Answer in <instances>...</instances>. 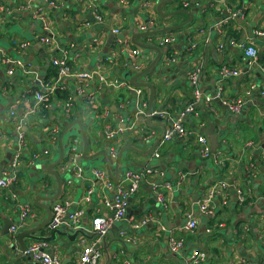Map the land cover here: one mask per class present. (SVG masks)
Segmentation results:
<instances>
[{"label":"crops","instance_id":"1","mask_svg":"<svg viewBox=\"0 0 264 264\" xmlns=\"http://www.w3.org/2000/svg\"><path fill=\"white\" fill-rule=\"evenodd\" d=\"M52 1L54 6L47 0H0V48L30 71L0 55V176L16 152L21 160L17 182L0 189V264H46L27 254L36 243L54 259L50 264H77L89 246L100 252L97 264H190L194 253L202 255L201 264H264V36L257 34L264 32V0ZM146 32L155 34L141 35ZM169 36L171 43L159 44ZM245 43L255 46V59L240 48ZM62 55L78 73L98 69L104 79L127 85L112 87L97 77L57 79L51 59ZM152 62L136 81L154 87L152 106L166 121L164 129L146 123L148 88L128 82ZM222 67L238 74L223 75ZM44 86L52 91L22 121L25 142L19 149L9 113L21 118L33 110L34 95ZM237 100L243 104L233 112L229 105ZM177 121L185 133L164 139ZM210 124L215 147L206 133ZM61 135L65 155L56 171L62 192L47 201L57 185L46 167L58 156ZM199 136L208 142V158L199 153ZM43 150L49 154L30 161ZM219 181L225 187L206 203ZM119 192L126 195L124 217L100 237L95 219L114 216ZM37 196L44 198L38 205L49 204L51 211L56 202L63 206L58 227L42 226L46 211L35 205ZM26 206L31 214L20 225ZM74 213L80 214L72 224ZM189 219L196 221L192 230L185 228ZM5 222L12 224L3 234ZM55 230L60 233L50 241L24 239L20 251L17 233L51 237ZM172 238L181 241L177 251Z\"/></svg>","mask_w":264,"mask_h":264},{"label":"built area","instance_id":"2","mask_svg":"<svg viewBox=\"0 0 264 264\" xmlns=\"http://www.w3.org/2000/svg\"><path fill=\"white\" fill-rule=\"evenodd\" d=\"M47 2L52 6L55 5V3L52 0H47ZM123 2H125V1L123 0ZM6 12H8V10H6ZM36 15H37V17H39L40 13L36 12ZM227 21L229 22V20H226L222 23H227ZM140 30L141 31L145 30V27L143 25H141ZM257 34L264 36V32H258ZM39 39L42 42H49V40H50V38H47L45 36H40ZM173 40L174 39L172 36L165 37L159 41V44L165 45L167 43H171ZM18 46L25 48L27 46V44L26 43H20ZM240 48L245 53L246 57H248L249 59H255V57L257 55V50H256L254 45L249 44V43H245V44H241ZM133 53H136V51H133ZM3 54H4V52L0 48V55L2 56L3 61H5L6 63H9L10 65L12 64L14 66H20L23 69H25V72L27 74H30V71H28L25 67H23V65L20 62H16V61L12 62L9 58L5 57ZM51 64L56 69L57 79L73 78V79H76L80 82H84V81H90L94 77H97L98 79H100V81H102L106 85H109L112 87L119 88V87H125L127 85V83H125L123 81H109V80L104 79L103 76L100 74L98 69L91 72V73H85V72L78 73L73 69V67L71 66V64L69 63V61L65 55L52 58ZM221 70H222L223 75H237L238 74V71L236 69H230L229 67H222ZM11 72H12V68L9 70V73H11ZM196 77H197V71H195V72L193 71L191 73L192 83H195ZM51 91H52V88H50L48 86H44L43 90L37 92L34 95L35 106H34L33 110H30L29 112L25 113L21 118L17 116L15 111H10L9 114H10L11 118L13 119L12 122H13L14 128L16 129V133H17V146L19 149L21 147H23L24 142H25L24 141V138H25L24 134L22 132H20L22 121L25 119L27 114L33 112L34 110H37L39 107H41L44 104L48 94H50ZM136 91H137V95L139 97L141 95L140 90L137 89ZM137 103L139 105L144 104L141 97L138 98ZM242 104L243 103L240 100H237V101L231 103L229 105V108L233 112H238L240 110ZM70 106H71V104L68 101L65 104L66 112H68L70 110ZM187 111H189V109ZM50 132H51V135L53 136V134L56 132V128L52 127L50 129ZM105 132H109L108 133L109 137L113 136V133L111 132L108 125L106 127ZM184 133H185V130H184V127H183L181 121L173 122L171 127L165 132L164 139H169L174 134L183 135ZM197 143L199 146L200 155L203 158H208L210 156V151H209V146H208V142H207L206 138L203 136H199L197 139ZM48 154H49L48 150H43L41 152L34 153L31 156L30 161H35V160L39 159L40 157L47 156ZM111 154L114 155L112 152H111ZM219 162H222V160L220 159ZM20 165H21L20 153L16 152V154L12 158V161H11L9 167L6 170H4L2 172V175L0 176V189L1 190L8 191L10 189V187L17 182V180H18L17 170L19 169ZM224 187H225L224 182H222V181L217 182L216 187H213V189L208 191L207 197H206V203L214 196V194L217 190L221 191V189ZM168 189L169 188L166 187L167 191H168ZM239 192H241V191H239ZM125 198H126V195L123 192H119L118 196L115 198V202L113 205L114 210H115V214L112 218L98 217L95 219L94 231L100 237L106 233V231L111 227V225L113 224L114 221H117V220L124 217L125 209L127 207ZM241 201H243L242 198H241ZM206 203L203 206H205ZM222 203L225 204V199L224 200L222 199ZM204 210L207 211V208L204 207ZM30 214H31V209L27 206L24 207L21 210V212L19 213V217H18L19 218V224L23 225V223L26 222L27 219L30 217ZM79 214L80 213H74V214L70 215V217L68 218V221L72 224H75L76 222H78ZM63 215H64L63 206L58 202L54 203L53 207H52V218L49 222V228L54 229V228L58 227L62 223ZM195 227H196V221L191 220V219H189L187 221L186 226H185V228L188 230H192ZM15 230H16V227L11 226L10 232L14 233ZM169 241H170L169 242L170 247L173 251H177L181 247V241L175 240L173 238L170 239ZM27 254L32 256L33 260H35V261H40V262L46 263V264H50V263L54 262L53 258H50L46 254H44V252L42 251V246L39 243L32 245L27 250ZM99 256H100V252L96 247H94V246L85 247V248H83L82 254H81L80 259H79L77 264H97V260H98ZM201 260H202V255L199 253H194L192 255V257L190 258V264H201Z\"/></svg>","mask_w":264,"mask_h":264},{"label":"water","instance_id":"3","mask_svg":"<svg viewBox=\"0 0 264 264\" xmlns=\"http://www.w3.org/2000/svg\"><path fill=\"white\" fill-rule=\"evenodd\" d=\"M185 12V10H183ZM188 14V12H186ZM185 24V23H184ZM182 24V26L184 25ZM155 33H151V32H146V33H142L141 35L142 36H152L154 35ZM138 34H135L133 37H132V40L138 38ZM134 42V41H133ZM135 45H138L140 48H142L143 50H146V49H153L155 51H157L158 53H160L158 51L157 48H155L154 46H145V45H140L139 43H136L134 42ZM154 64L155 62L151 63L148 67H146L145 69H143L141 72L139 73H136L134 76H132L128 82L129 84L132 86V87H146L148 88L149 90V95H148V103H147V110H146V123L148 125H150V122L151 121H156L158 124H160V126L164 129V125H165V120L159 116V114H156L158 113L159 111H157L156 113H154V109H153V106H152V103H153V97H154V87L149 84V83H138V80L139 78L143 77L144 75L148 74L150 72V70L154 67ZM121 76V75H120ZM167 122L171 123V121H168ZM214 129L213 125H209L208 126V130L206 131V133L209 135V141L211 143V145L213 147L216 146V141H215V136L213 135V132L212 130ZM81 135H83V139L84 138V134H83V130H81ZM62 135H61V138H60V142H59V152H58V156L57 158L54 159V161L48 165L46 167V172L50 175H53L55 177V180H56V191L55 193L51 196V197H48L46 198L47 201H55L61 194L62 192V187H63V180L60 178L58 172L56 171V167L58 165H60L62 162H64V155H65V149L63 148V145L61 143L62 141ZM161 138L158 140V142H160ZM157 142V143H158ZM125 149L121 150L120 153H119V156H118V159H117V162L120 161L121 159V156H122V153ZM105 156V154H103ZM107 158V156H105ZM44 199L43 197L41 196H37L34 203L35 205L37 206H41L42 208L45 209L46 211V220L44 221V223L42 224V226H45L47 225V223H49V221L51 220L52 218V211H51V208H50V205L49 204H41V205H38L37 201L39 200H42ZM4 229L2 230L3 234L6 233L7 229L10 227V225L12 224L11 222H5L4 223ZM6 229V231L4 232V230ZM33 231H21L19 233H17L15 236H16V240L18 242V247L20 249V251L22 252H25V249H26V246H25V241L24 239H29L31 241H40V240H45V241H50L52 239H54V235L56 233H60L58 230H55L52 234L51 237H36V236H33L31 235ZM77 235V234H76ZM12 246L10 245V248ZM3 249V247H1ZM3 251L6 253V250L3 249Z\"/></svg>","mask_w":264,"mask_h":264},{"label":"trees","instance_id":"4","mask_svg":"<svg viewBox=\"0 0 264 264\" xmlns=\"http://www.w3.org/2000/svg\"><path fill=\"white\" fill-rule=\"evenodd\" d=\"M55 71H56V69H55ZM56 73H57V72H56ZM63 97H64V96H63ZM65 99H67V98H65ZM65 99H64V100H65ZM51 136H52V135H51ZM52 137H53V136H52Z\"/></svg>","mask_w":264,"mask_h":264},{"label":"rangeland","instance_id":"5","mask_svg":"<svg viewBox=\"0 0 264 264\" xmlns=\"http://www.w3.org/2000/svg\"><path fill=\"white\" fill-rule=\"evenodd\" d=\"M56 158V156L54 157V159Z\"/></svg>","mask_w":264,"mask_h":264}]
</instances>
